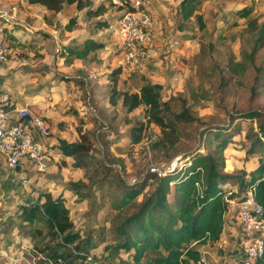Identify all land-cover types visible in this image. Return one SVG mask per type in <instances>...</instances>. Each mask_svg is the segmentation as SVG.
I'll list each match as a JSON object with an SVG mask.
<instances>
[{
  "label": "rangeland",
  "instance_id": "obj_1",
  "mask_svg": "<svg viewBox=\"0 0 264 264\" xmlns=\"http://www.w3.org/2000/svg\"><path fill=\"white\" fill-rule=\"evenodd\" d=\"M82 1L91 4L88 9L101 4L106 11L90 19L85 14L88 9L78 11L74 4L53 15L23 0H0V14L9 17H0L1 43L7 48L0 64V89L15 103L46 116L49 125L46 167L41 172L26 169L25 183L17 181L0 155V264H53L45 257L48 251L40 252L55 243L49 242L43 222L23 218L24 208L43 201L38 199L40 192L63 199L72 227L91 255L86 264L107 263L116 240L114 227L123 217L113 207L118 178L127 185L138 184L147 173H154L151 170L165 173L182 166L188 150L197 148L198 134L206 126L198 122L183 126L182 138L169 153L154 149L160 134L146 124L143 109L127 112L120 102H109L107 75L116 68H121L117 82L121 90L133 93L145 83L159 84L162 100L176 110L184 100L189 112L210 127L227 125L230 115L249 109L264 115V90L257 86L258 96L250 94L256 68L264 64V47L256 54L255 68L245 74H233L229 68L231 63H243L244 52L251 50L256 32L248 22L254 20L264 29V0H200L189 19L179 13L181 0H144L141 12L150 24L144 29L142 54L134 61L126 59L118 34L123 12L109 5H120L122 0ZM244 7L251 9L247 18L236 15ZM71 19L75 25L66 31L63 26ZM101 19L110 25L101 33L103 48L71 63L58 56L62 46L85 40L93 22ZM137 123L143 124V136L133 144L130 129ZM236 125L242 130L224 151L225 171L247 173L255 160L245 154L249 147L245 134L251 128L256 131L257 123L253 118ZM81 134L92 150L85 167L76 168L57 145L60 140L78 143ZM39 231L43 238L36 234ZM240 234L232 219L225 221L224 243L198 248L205 259L201 264H234L227 252L237 249L235 239ZM114 260L127 263L129 257L120 251Z\"/></svg>",
  "mask_w": 264,
  "mask_h": 264
},
{
  "label": "trees",
  "instance_id": "obj_2",
  "mask_svg": "<svg viewBox=\"0 0 264 264\" xmlns=\"http://www.w3.org/2000/svg\"><path fill=\"white\" fill-rule=\"evenodd\" d=\"M30 5H37L47 12L56 15L65 6L75 5L78 11L88 9L91 4L82 0H25ZM200 0H181L178 6L183 19H189L198 10ZM110 8L117 12L124 11L123 5L110 3ZM106 11L103 5L88 9L87 18L101 17ZM251 9L244 7L236 13L242 18L249 17ZM197 20L200 18L197 16ZM75 20L71 19L63 26L71 31ZM249 27L256 32L250 52H244L243 63L229 64L233 74H245L254 67L258 50L264 47V29L256 21L250 20ZM106 20L93 22L91 32L81 43H68L57 53L68 63L73 60H84L93 52L103 48L101 33L109 28ZM100 33V36H99ZM121 68H116L107 75L109 102L116 105L120 102L127 112L141 107L148 126L153 125L159 131L154 149L169 153L176 148L183 135V126L192 123L206 125L198 134V146L188 150L186 162L161 176L147 173L138 184L127 185L118 178L117 190L113 198V207L123 217L114 227L116 240L112 252L107 254L108 264H198L201 251L206 245L217 243L224 231L225 215L228 212V201L235 204L242 202L249 193L262 207L261 218L264 220V115L257 109H249L230 115L227 125L210 127L194 117L181 100L178 109H173L168 100L161 99V86L145 83L136 92L129 93L117 87ZM261 75L260 77H258ZM250 94L258 96V90H264V64L256 68ZM226 85L225 83L222 84ZM237 115V116H236ZM235 117V118H233ZM256 119V131L253 128L245 134L249 147L245 154L252 156L255 167L238 174L225 171L226 157L224 151L232 142L241 128L235 122ZM130 129L133 144L141 141L143 124ZM60 153L74 162V167L84 168L85 159L92 150L91 144L83 134L78 143H67L60 140L57 145ZM200 148L204 151L201 152ZM102 168H104L102 166ZM77 187V186H74ZM75 189H78L75 188ZM141 196V200L137 198ZM34 206L24 208L23 218L29 223L43 222L45 235L49 242H55L45 257L53 264H86L91 260L86 243L80 240L79 234L73 229L69 218V210L61 198L53 199L49 192L38 193ZM125 213V214H124ZM43 238V232H36ZM244 237L242 233L235 239V244ZM262 254L248 264H264V236ZM236 248V246H235ZM227 252L229 260L236 264H246L237 249ZM128 255L129 262H115L118 252ZM100 262V261H99Z\"/></svg>",
  "mask_w": 264,
  "mask_h": 264
},
{
  "label": "built area",
  "instance_id": "obj_3",
  "mask_svg": "<svg viewBox=\"0 0 264 264\" xmlns=\"http://www.w3.org/2000/svg\"><path fill=\"white\" fill-rule=\"evenodd\" d=\"M125 6L118 21V34L128 61L137 60L141 56L139 48L145 43L144 29L150 24L141 6L144 0L123 1ZM142 11V12H141ZM6 46L0 41V64L5 61ZM49 135L47 118L35 113L28 105L15 103L0 89V155L5 167L13 176L25 183L22 177L26 169L41 172L46 167L47 155L45 143ZM159 177V169L151 170ZM228 212L225 221L233 220L244 237L237 243L240 257L246 264L256 260L263 250L264 220L261 218L262 207L249 193L240 203L228 201ZM223 239L218 241L221 246ZM205 261L201 256L198 264ZM233 261L236 264L235 260ZM94 264H108L104 261Z\"/></svg>",
  "mask_w": 264,
  "mask_h": 264
},
{
  "label": "crops",
  "instance_id": "obj_4",
  "mask_svg": "<svg viewBox=\"0 0 264 264\" xmlns=\"http://www.w3.org/2000/svg\"><path fill=\"white\" fill-rule=\"evenodd\" d=\"M23 1H25V0H23ZM26 2V1H25ZM41 7V6H40ZM44 9V8H43ZM0 17H2V18H5V19H9V17L6 15V14H0ZM1 36H0V41H1ZM20 104H22V103H20ZM46 117V116H45ZM47 118V117H46ZM48 119V118H47ZM47 122H48V120H47Z\"/></svg>",
  "mask_w": 264,
  "mask_h": 264
}]
</instances>
